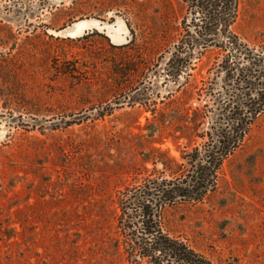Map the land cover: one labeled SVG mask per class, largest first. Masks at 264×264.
<instances>
[{
  "label": "rangeland",
  "instance_id": "374dc122",
  "mask_svg": "<svg viewBox=\"0 0 264 264\" xmlns=\"http://www.w3.org/2000/svg\"><path fill=\"white\" fill-rule=\"evenodd\" d=\"M197 2L0 0V264H128L114 250L119 194L150 174L171 178L154 168L155 150L182 163L201 144L157 130L155 117L205 104L208 78L222 85L209 71L219 50L201 48ZM86 19L122 20L126 41L56 34ZM233 30L264 43V0H238ZM182 44L189 63L172 75ZM161 222L214 264H264V114L216 189L167 206Z\"/></svg>",
  "mask_w": 264,
  "mask_h": 264
},
{
  "label": "trees",
  "instance_id": "16d2710c",
  "mask_svg": "<svg viewBox=\"0 0 264 264\" xmlns=\"http://www.w3.org/2000/svg\"><path fill=\"white\" fill-rule=\"evenodd\" d=\"M196 4L202 15L197 25L201 48L219 50L209 71L222 79V85L214 89L215 80L208 78L199 94L205 104L187 108L178 118L155 117L157 130L171 125L174 132L169 136L201 144L184 152L182 163L155 150L159 157L152 160L154 168L169 172L171 178L150 174L119 194L114 250L128 264H214L166 233L161 215L167 206L199 203L213 192L223 162L243 145L264 114V43L249 45L233 30L238 0H198ZM190 55L184 44L177 49L169 62L172 75L189 63Z\"/></svg>",
  "mask_w": 264,
  "mask_h": 264
},
{
  "label": "water",
  "instance_id": "95a60500",
  "mask_svg": "<svg viewBox=\"0 0 264 264\" xmlns=\"http://www.w3.org/2000/svg\"><path fill=\"white\" fill-rule=\"evenodd\" d=\"M86 20H94L97 23L98 27L86 29L83 33L78 34L76 36L74 35L75 36L74 38L81 37V36L85 35L88 32L99 31L101 33H104L114 44H121V43L123 44L126 41V35H127V33L129 34V29H128L127 25L122 20H120V19H116L114 23H106V22H102V21L95 20V19H86ZM111 25H120V26L123 25L124 28H125L124 31H121V38H120V40H117L116 42L113 41V39L110 37V35L108 33V29H109V27ZM68 27L65 28V29H63V30H61V31H59L56 34L58 36H62V37H65V38H73V35L68 34V32H67V30L69 29Z\"/></svg>",
  "mask_w": 264,
  "mask_h": 264
},
{
  "label": "bare ground",
  "instance_id": "6f19581e",
  "mask_svg": "<svg viewBox=\"0 0 264 264\" xmlns=\"http://www.w3.org/2000/svg\"><path fill=\"white\" fill-rule=\"evenodd\" d=\"M115 26L116 25H111L108 29V33L110 37L113 39V41L116 42L117 40H120L121 38L120 33L121 31H124L125 28L123 25L122 26L117 25L118 29H115ZM95 27H98V25L94 20H80L69 26L67 32L68 34L73 35L74 38L76 35L83 33L86 29L95 28Z\"/></svg>",
  "mask_w": 264,
  "mask_h": 264
}]
</instances>
